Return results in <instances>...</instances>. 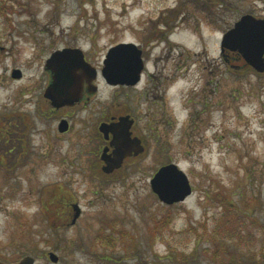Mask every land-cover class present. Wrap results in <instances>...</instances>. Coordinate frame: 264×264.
<instances>
[{
  "label": "rangeland",
  "instance_id": "1",
  "mask_svg": "<svg viewBox=\"0 0 264 264\" xmlns=\"http://www.w3.org/2000/svg\"><path fill=\"white\" fill-rule=\"evenodd\" d=\"M246 14L264 18V0H0V131L8 119L13 136L0 159V260L264 264V72L227 50L219 59L224 33ZM120 43L143 50L156 79L108 85L100 71ZM64 48L82 51L97 90L59 110L43 97L45 62ZM114 112L133 119L144 150L105 174L97 127ZM168 164L192 189L169 206L149 185ZM225 206L240 236L214 245Z\"/></svg>",
  "mask_w": 264,
  "mask_h": 264
},
{
  "label": "water",
  "instance_id": "2",
  "mask_svg": "<svg viewBox=\"0 0 264 264\" xmlns=\"http://www.w3.org/2000/svg\"><path fill=\"white\" fill-rule=\"evenodd\" d=\"M220 46L223 51L239 54L256 72H264V18L243 15L224 33ZM141 55L142 51L133 43H120L111 47L105 55L101 69L104 81L113 86L136 85L143 70ZM83 69L90 72L91 79L95 78V69L84 60L82 51L77 48L57 50L46 60L45 70L50 72L51 82L44 90L43 97L52 108L71 107L80 101L82 90L78 71ZM11 77L20 79L21 72L13 70ZM132 123L133 120L124 116L117 123H102L99 126L103 135L106 136L108 132L113 135L110 142L112 152L108 153L109 148L105 147L100 155L103 173L111 174L122 166L125 159L143 152L140 140L131 137ZM67 128L66 120H61L57 126L60 133ZM149 185L157 199L168 206L184 201L192 193L187 176L175 164L158 168ZM48 256L50 262H58L54 253H49ZM0 264H35V261L29 256H23L14 262L0 260Z\"/></svg>",
  "mask_w": 264,
  "mask_h": 264
},
{
  "label": "flooded vegetation",
  "instance_id": "3",
  "mask_svg": "<svg viewBox=\"0 0 264 264\" xmlns=\"http://www.w3.org/2000/svg\"><path fill=\"white\" fill-rule=\"evenodd\" d=\"M221 43V42H220ZM143 53H144V51L142 50V59H143V70H142V72H141V75H140V81H139V83L137 84V86L143 81V78H144V73H145V76H146V78H148V79H151L152 77L154 78V79H156V77H155V75L153 74H151V72L147 69V65H146V63H145V59H144V56H143ZM234 53V52H233ZM237 54V53H236ZM83 58H84V60L89 64V62L87 61V59H86V57L84 56V54H83ZM219 59L221 60V64L223 65L224 64V62H225V60H226V62H227V59H226V55H225V50L223 51L222 50V47L220 46V52H219ZM96 71V70H95ZM78 75H79V77H81V90H82V93H81V99H80V101L79 102H77L76 104H79V103H81V102H86V101H88L89 100V98H90V96H89V94H91V93H95L96 92V90H97V88H96V86H95V84H94V82H95V78H96V76H95V78L94 79H91V75H90V72L89 71H86L85 69H83V70H79L78 71ZM158 79V78H157ZM136 85L135 86H125V85H123V86H119V85H115V86H111V87H122V88H125V89H130V88H136L137 87ZM75 104V105H76ZM72 107H74V106H71V107H63V108H60L59 110H61V109H64V108H72ZM124 116H128V113H125V112H118V113H116V112H114L113 114H110V116L108 117V118H106L104 121H102V122H100L99 124H98V127H97V130H98V133L100 134V136H101V138L104 140V146H103V149L105 148V147H108L109 148V150H108V153H111L112 152V150H113V147H111L110 146V142L112 141V138H113V135L111 134V132H108L107 133V135L105 136V135H103L100 131H99V126L102 124V123H107V124H112V123H117L118 122V120H119V118H121V117H124ZM70 117L71 116H68V115H64V116H62V117H60V119H59V122L61 121V120H66L67 121V124H68V128H67V130L66 131H64V132H62V133H60L61 135H64V134H66V133H68L69 131H70V128H71V124L69 123V119H70ZM129 117V116H128ZM131 117H129V119H130ZM131 120H133L132 118H131ZM133 126H134V123H132V126H131V129H130V131H131V137L132 138H137V135H136V133L134 132V128H133ZM127 159H134V156H132V157H130V158H127ZM126 160V159H125ZM124 160V161H125ZM123 161V162H124ZM118 170V169H117ZM114 171H116V170H114ZM113 171V172H114ZM112 172V173H113Z\"/></svg>",
  "mask_w": 264,
  "mask_h": 264
},
{
  "label": "trees",
  "instance_id": "4",
  "mask_svg": "<svg viewBox=\"0 0 264 264\" xmlns=\"http://www.w3.org/2000/svg\"><path fill=\"white\" fill-rule=\"evenodd\" d=\"M249 69L253 70L250 67ZM8 121V119H4L2 121V124L7 125L8 129L6 128L5 130L0 131V159L6 158L7 155L10 156V154L13 152V142L11 141L13 136L11 135V130L9 129L11 128V124L8 123ZM237 218L238 216L235 208H233L232 206L224 207V210H222L221 216L218 218V221L213 229L215 234H211V240L214 245H217L218 241H233L235 239H238V237L240 236L242 225L237 224Z\"/></svg>",
  "mask_w": 264,
  "mask_h": 264
},
{
  "label": "bare ground",
  "instance_id": "5",
  "mask_svg": "<svg viewBox=\"0 0 264 264\" xmlns=\"http://www.w3.org/2000/svg\"><path fill=\"white\" fill-rule=\"evenodd\" d=\"M183 31H185L184 29H183ZM187 31V30H186ZM189 34H190V32L189 31H187Z\"/></svg>",
  "mask_w": 264,
  "mask_h": 264
}]
</instances>
